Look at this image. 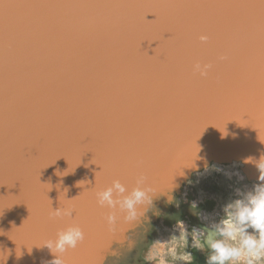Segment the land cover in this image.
Listing matches in <instances>:
<instances>
[{"label":"water","instance_id":"water-1","mask_svg":"<svg viewBox=\"0 0 264 264\" xmlns=\"http://www.w3.org/2000/svg\"><path fill=\"white\" fill-rule=\"evenodd\" d=\"M146 8L97 11L93 19L87 10H5V22L13 19L22 26L17 42L27 43L32 53L29 60L16 63L8 97L13 104L31 102L42 109L34 115L37 124L31 125L28 136L37 153L30 150L24 158L34 185L23 183L19 185L23 190L15 189L25 196L24 203L11 202L10 194L0 190V201L6 205L0 208V219L7 213L14 216L21 212L29 218L32 234L27 235L31 237L24 250L17 244H1L0 264L51 260L53 254L44 243L74 224L86 237L75 249L63 253L65 264H79L90 252L95 254V264H103L110 248L112 251L115 245L125 243L138 226L125 222L117 210L99 206L98 191L118 179L130 192L136 178L143 175L146 184L158 191L153 201L157 196L168 199V192L203 162H224L228 152H237V148L255 155L254 148L249 150L248 146L252 140H264V119L259 114L258 4L248 10L257 25L251 46L243 36L233 37L228 26L233 18L230 12H219L220 22L213 25L195 16L187 23L176 21L179 35L195 30L198 41L202 35L208 39L198 48L192 39L183 40L182 47L176 41L183 66L171 71L141 63L154 41L146 29L153 30L157 24L151 21L154 16L143 14ZM158 18L165 22L162 26H172L170 16ZM176 38L155 40L157 46H170ZM197 63L211 65L206 75L187 71L189 65ZM257 121L260 126L255 125ZM63 142L65 153L72 152L73 159L64 157V165L50 167L39 163L52 147ZM38 167L50 177L45 183L41 181L42 190L35 187ZM25 170L26 166L22 170L17 166L18 181L28 174ZM15 182L12 177L5 185L10 188ZM29 200L53 201L45 211L50 213L47 223L40 222L38 213H31L32 205L26 208ZM6 202L19 209L10 206L9 211ZM59 207L78 208L79 213L54 217L52 211ZM113 211L120 217L119 231L110 230L106 223ZM16 224L14 232H21ZM118 232L123 235L121 242H116L121 236Z\"/></svg>","mask_w":264,"mask_h":264},{"label":"clouds","instance_id":"clouds-1","mask_svg":"<svg viewBox=\"0 0 264 264\" xmlns=\"http://www.w3.org/2000/svg\"><path fill=\"white\" fill-rule=\"evenodd\" d=\"M200 39L207 41L208 37L202 35ZM210 67L211 65L197 63L194 65V71L206 75ZM247 162L253 163L258 171L257 183L250 189L237 188L235 190L237 198L222 206L220 219H212L208 215L197 213L205 221V225L193 229L195 238L192 237V246L200 250L207 249L209 253L207 264H255L256 261H264V155L258 160L249 158L245 161ZM211 171L221 172L229 179L233 175L243 179L239 172L234 173L218 165L206 164L202 172L197 171L196 181L189 178L188 183H198L200 178ZM157 193V189L146 184V177L139 175L136 178V186L130 192L127 186L117 179L110 186L98 191L96 197L99 206L117 210L123 214L125 222L139 225L146 213L155 209L153 199ZM167 202L175 203V197L169 195ZM192 207L196 208L195 202ZM72 214L73 210L67 207H59L52 211L54 217ZM119 219L116 211L106 217L110 230H115ZM85 237L84 230L76 224L59 231L55 239L44 243L53 254V258L42 261L41 264H65L63 253L68 249H75ZM136 245V239L129 238L112 250L110 253L112 264H123L126 255Z\"/></svg>","mask_w":264,"mask_h":264},{"label":"rangeland","instance_id":"rangeland-1","mask_svg":"<svg viewBox=\"0 0 264 264\" xmlns=\"http://www.w3.org/2000/svg\"><path fill=\"white\" fill-rule=\"evenodd\" d=\"M13 8L17 9V7ZM23 8L28 9V7ZM145 11L150 12L147 15L145 14L146 16L153 17L151 13L154 9L149 7ZM96 12H93L92 19L97 17ZM169 23H172V26H162L165 22L160 20V27L158 26L159 28L157 27L155 31L149 32L154 41L147 51L144 52L146 54L145 59L141 61L145 65L147 62L146 58H148V60L157 64V68L163 67L159 65V62L163 63L164 59L169 58L166 56L169 54H173V57L169 61L176 62L177 64L171 67L172 70L182 64L178 57L181 50L178 49L176 41L170 46L166 43L157 46L159 38H173L177 34V27L174 25L175 20L172 19ZM155 38L158 39L155 40ZM183 40H186L184 35L180 36L179 41ZM147 43L148 41L144 46ZM179 45L182 47L181 44ZM171 47H174L173 50ZM147 65L149 66L150 64ZM193 69L194 65H189L187 71H193ZM39 107L41 108V106ZM235 163L238 165H231V162L228 161L221 162L209 159L195 170L188 172L175 190L168 192L169 195L175 197V203H168L167 198L155 197L156 199L153 201L155 209L146 213L147 217H143L142 222L137 225L138 228L132 234L130 233V236L127 238V240L129 238L137 239L141 236L143 242L140 247H134L126 255L123 264H189L192 258L193 260L190 264H197L199 260V264H207V256L209 254L207 249L200 250L192 246V237L195 238V233H192L193 229L202 228L205 225V221L197 213L208 215L210 218L218 220L222 216V206L230 200L237 198L235 195L237 188L250 189L257 183V175L251 172L254 175L250 176L242 167V161H235ZM206 164L218 165L234 173L239 172L243 179H238L235 175L229 179L221 172L211 171L200 178L198 183L189 184L188 179L196 181L197 171L201 170L200 172H202ZM20 181L22 182V180ZM193 202L196 204L195 209L192 207ZM116 235L119 236L121 233L118 232ZM118 241H123V235L117 238L116 242ZM120 245H115L112 250L118 248ZM110 252L111 248L108 253ZM103 264H112V257L110 255L107 256ZM255 264H264V261H256Z\"/></svg>","mask_w":264,"mask_h":264},{"label":"bare ground","instance_id":"bare-ground-1","mask_svg":"<svg viewBox=\"0 0 264 264\" xmlns=\"http://www.w3.org/2000/svg\"><path fill=\"white\" fill-rule=\"evenodd\" d=\"M15 11L14 8H12L11 12ZM93 12H96V10H87V15L89 16L90 19H92L93 17ZM148 13H150L149 11H144L143 14L147 15ZM5 16V14H4ZM157 23V24H156ZM154 25L156 24V26L153 28V30L147 29L148 32H152L155 31V29L159 26V21H154L153 23ZM152 24V26H153ZM175 27H176V21L174 23ZM158 27V28H159ZM167 28V27H166ZM159 30V29H158ZM169 30V29H168ZM191 32H184L181 33L180 36L184 35L185 39H192L194 40V42L196 41L197 43V48L199 46H203L205 45L206 41H201V40H197L195 38L196 35H194L195 30H190ZM146 34H149V33ZM158 32V31H156ZM162 32V29H161ZM194 32V33H193ZM174 34V33H172ZM180 36L177 32V34H175V36H173V38L177 37L175 39V41H179L180 40ZM184 38V37H183ZM178 44V43H177ZM179 44H181L183 46V42L179 41ZM199 45V46H198ZM221 45H226V44H221ZM17 48H18V56H17V60L18 62H21V60L23 61V59L25 60V58H27V60H29L32 56L31 50L29 49V46L27 45V43L20 41V43L17 42ZM172 50L174 47H171ZM173 53V52H172ZM167 57H169L168 59H164L163 63L159 62L160 66H163V69H169V71L172 70V66H176V62H170L169 60L173 57V54H169L166 55ZM146 65L150 64L151 67H157V64L150 60H148V58H146ZM167 61V62H166ZM17 63V61H16ZM142 64L145 65V63H143V61H141ZM145 65V66H146ZM149 65V66H150ZM148 66V65H147ZM183 64H181L179 67H182ZM178 67V68H179ZM8 80H7V76H6V87L4 90V94L2 97V102H0V190L4 189V192L7 191V193L10 194V197H12V199L10 200L11 202H21L24 203L25 200V196L22 195V193H17L15 192V189L18 191H21V189L23 190L22 187H20L19 185L25 183L27 186H33L34 185V181L31 179L30 177V169L28 168L29 166L27 164H25L24 158L28 157V153L31 150L32 153H37V148H34L32 146L33 142L29 141L28 136L31 130V125H36L37 124V120L34 117V115H37V111L41 110L42 106L41 105H32L31 102H29L27 104V102L23 101L16 104H13L12 101H10L9 99V92H10V88L7 86ZM261 101V98H260ZM41 106V108L39 107ZM260 122H256L255 125L256 126H260ZM253 133V132H252ZM255 134V133H253ZM5 136H7L5 138ZM28 143L27 149L23 150V148L25 147V143ZM244 145V144H243ZM64 146H66L65 142L59 144V145H55L54 147H52L49 152L39 161V163L43 164L44 166H58V165H64V157H66V159L69 158H74V154L72 156V152H66L64 151ZM254 148L255 151V155H248V153L240 151L239 148H237V152H228L230 155L226 156L225 158H227L226 162H231V165H238L237 163H235V161L240 160L237 159V157H241L242 158V163H243V168L245 169V171H247V173L250 176H253L254 174H257L258 176V171L255 167V165L251 162H247L245 163L246 160H248L249 158H252V160H258L261 158V156L264 154V140L262 139H258V140H252L251 145L248 146L249 150H252ZM23 150V151H22ZM262 154V155H261ZM261 155V156H259ZM254 156V157H253ZM257 156V157H256ZM259 157V158H258ZM60 159V162L58 159ZM55 160V163L53 162ZM22 165V166H21ZM17 166H19L20 170L24 169V166H26V170L28 171V174L25 176H21L20 180H22V182L19 180L18 181V176L20 174H16L17 172ZM201 171V170H200ZM251 172H253L254 174L252 175ZM12 177L16 180V182L10 186V188H7V186L5 184L9 183L12 179ZM35 177H36V184L35 187L36 189H44L42 187V183L41 181H43L44 183L47 181V178L50 179V177L46 174L45 171L41 170L39 167L38 169L35 170ZM14 186V187H13ZM14 188L12 190H9L11 188ZM42 187V188H41ZM3 188V189H2ZM5 201L1 200L0 203H4ZM11 202H9L10 205H8V203L6 202L7 206H8V210H10V206L13 207L14 209H19L18 207L14 206L11 204ZM26 208H28L29 205H32L31 208V213L37 214V218H41L40 222L41 223H47L48 222V214H46V210H49L51 208V206H53V201L52 200H45V201H40V202H31V200H29L28 202H26ZM5 203L3 205L0 206V208L3 206V208L6 207ZM26 208L22 209L23 213H26ZM32 210H34L32 212ZM0 213H2V211H0ZM30 213V214H31ZM41 213V214H40ZM29 214V215H30ZM25 216L24 214H22L21 212H18L16 214L13 215H9L8 213L5 214V219H0V245L4 246L5 244H8V246H13L16 244L21 246V250H24L27 247V240L31 237V236H27L28 234H32L29 233V225L30 222H28V217L25 216V218L23 217ZM36 219V217H35ZM15 221H17V226L20 228H16L21 232L15 233L14 232V227H15ZM120 226H116V231H119ZM25 234H23V233ZM89 249V245H87V250ZM89 253V252H88ZM87 260L90 259V253L86 256ZM86 260V261H87ZM202 264V263H200Z\"/></svg>","mask_w":264,"mask_h":264},{"label":"snow or ice","instance_id":"snow-or-ice-1","mask_svg":"<svg viewBox=\"0 0 264 264\" xmlns=\"http://www.w3.org/2000/svg\"><path fill=\"white\" fill-rule=\"evenodd\" d=\"M259 6L260 17L258 23L260 43V82H261V105L259 114L264 119V0H0V102L6 87L12 88L13 72L15 71L18 48L17 36L23 30L22 26L13 22V19L5 22L3 14L13 7H28L38 10L49 9H77L96 10L111 12L117 10H137L144 7L154 9L151 13L157 21L158 17L170 16L178 23H187L194 16L209 25L220 22L218 13L221 11L233 14L229 27L233 29V37H244L245 42L251 46L257 30L256 23L250 18L248 10ZM147 18V17H146ZM28 24L32 20L27 21ZM77 215L78 208H71ZM87 261L79 264H95L94 253Z\"/></svg>","mask_w":264,"mask_h":264},{"label":"trees","instance_id":"trees-1","mask_svg":"<svg viewBox=\"0 0 264 264\" xmlns=\"http://www.w3.org/2000/svg\"><path fill=\"white\" fill-rule=\"evenodd\" d=\"M136 241H137V245L136 246L140 247L142 242H143V238L140 236L139 238L136 239Z\"/></svg>","mask_w":264,"mask_h":264},{"label":"flooded vegetation","instance_id":"flooded-vegetation-1","mask_svg":"<svg viewBox=\"0 0 264 264\" xmlns=\"http://www.w3.org/2000/svg\"><path fill=\"white\" fill-rule=\"evenodd\" d=\"M200 261V260H199ZM199 261H198V263L197 264H199Z\"/></svg>","mask_w":264,"mask_h":264}]
</instances>
